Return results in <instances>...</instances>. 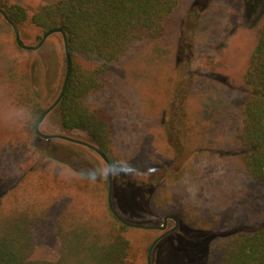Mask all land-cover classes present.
I'll list each match as a JSON object with an SVG mask.
<instances>
[{
    "label": "rangeland",
    "instance_id": "obj_1",
    "mask_svg": "<svg viewBox=\"0 0 264 264\" xmlns=\"http://www.w3.org/2000/svg\"><path fill=\"white\" fill-rule=\"evenodd\" d=\"M51 1L0 0L6 4L20 3L30 12ZM189 11L192 14L187 17ZM263 22L264 4L249 18L245 0H182L168 21L165 35L136 43L119 63L113 82L89 95V100L108 108L114 150L129 166L130 174H121L116 169L118 175L113 177L112 202L116 211L129 222L147 225H162L167 215L178 220L176 230L160 238L152 248V264H172L175 254H181L177 250V236H186L189 223L226 228L264 217L260 186L248 175L236 139L237 129L242 125L244 73ZM183 24L185 32L180 39ZM18 27L29 45H36L45 34L38 38L32 24ZM21 68L23 71L30 68V81L36 93L43 91L39 79L43 77V89L50 98L45 102L46 108L50 106L58 97L65 77L63 37L54 33L39 49H23L12 26L0 14V175L4 174L1 165L4 172L11 171L6 178L0 176V189L11 186L21 170L29 169V177L39 161L23 130L13 133L19 128L18 121L7 119L8 113L15 110L10 105L12 86L26 83ZM13 71L16 81L11 77ZM55 109L41 123L42 132L63 133L91 143L80 130L65 132ZM35 136L31 138L34 143ZM49 140L47 144L65 161L60 164L65 177L72 174L71 166L77 156L72 149L83 151L85 158L99 167L107 166L99 154L84 145L85 150L75 148L67 140ZM11 152L16 162L13 165L9 160ZM137 166L143 170H135ZM85 168L90 171L93 166L89 163ZM56 171L53 167L46 168L39 175L42 181L48 178L53 182ZM25 182L18 184V188ZM40 182L39 176L34 177L37 191ZM103 182L109 208L108 178ZM161 184L166 190L164 209L153 201V192ZM93 195L91 191L85 198L94 200ZM35 201L34 195L27 203ZM175 225L173 218L168 219L164 230L127 225L134 264H148L153 243ZM34 228L37 236L34 256L59 262L64 248L56 219L51 217Z\"/></svg>",
    "mask_w": 264,
    "mask_h": 264
},
{
    "label": "trees",
    "instance_id": "obj_2",
    "mask_svg": "<svg viewBox=\"0 0 264 264\" xmlns=\"http://www.w3.org/2000/svg\"><path fill=\"white\" fill-rule=\"evenodd\" d=\"M181 2L53 0L33 12L20 3L0 2L19 26H35L38 38L54 28L65 30L70 46L71 73L65 94L55 109L61 127L65 132H84L86 139L99 147L111 162L119 164L117 170L121 174H130V171L126 160L114 150L112 116L106 106L89 100V95L113 82L119 63L136 43L165 35L168 21ZM261 4L264 0H245L247 16L251 18ZM191 14L189 11L187 17ZM184 32L183 24L180 39ZM21 74L25 75L26 83L12 86L10 105L15 110L25 109L31 119L27 123L18 121L19 128L13 133L23 130L36 149L39 161L36 168L32 167L34 173L29 177V169L21 170L20 177H15L11 186L0 189V264H134L133 245L126 235L128 227L110 212L103 178L95 182L80 178L88 172L87 164L93 169L100 167L87 160L83 151L72 149L77 155L71 166L72 174L67 177L61 174L60 164L65 161L47 144L50 140L35 136L36 123L50 99L43 89V77H39L43 91L36 93L30 81V68L25 71L21 68ZM11 77L15 80L14 71ZM244 81L242 125L237 129L236 139L246 171L259 184L260 198L264 202V22L258 30ZM24 143L26 147L27 141ZM71 144L86 149L81 144ZM9 160L12 165L16 163L13 152ZM1 166L4 174L0 176H10L11 171L4 172ZM51 167L57 170L54 181L48 178L42 181L39 174ZM136 168L133 167L143 170L139 166ZM37 176L42 187L39 185L38 191L35 187L38 183H34ZM24 181V186L18 188ZM91 191L95 198L87 201L85 196ZM165 194L164 184L153 192L154 204L162 209ZM34 195V204L27 203ZM13 200L14 203H10ZM51 217L56 219L57 232L63 242V256L59 262L39 260L34 256L37 241L34 227ZM186 231V236H177V250L181 254H175L172 264L174 261L179 264H264V217L244 225L233 223L226 228L194 222V225H187Z\"/></svg>",
    "mask_w": 264,
    "mask_h": 264
},
{
    "label": "water",
    "instance_id": "obj_3",
    "mask_svg": "<svg viewBox=\"0 0 264 264\" xmlns=\"http://www.w3.org/2000/svg\"><path fill=\"white\" fill-rule=\"evenodd\" d=\"M0 14L12 26V28H13V30L15 32L16 41H17L18 45L20 47H22L23 49H27V50H37V49H39L44 44V42L46 41V39L50 35H52L54 33H60L62 35V37H63L64 48H65V56H66V71H65L64 82H63V85H62V88H61V91H60L58 97L54 100V102L50 106H48L44 110V112L42 113V115L39 118L38 122L36 123L35 132H36L37 136L40 137V138L46 139V140H49V139H52V138H58V139H63V140H67V141H70V142H73V143H77V144L84 145V146H86V147L94 150L97 154H99V156L105 161V163L107 165L109 163H111V161L109 160V158L106 156V154L101 149H99L97 146H95V145H93V144H91V143H89L87 141H84L82 139H78V138H75V137H72V136L63 134V133H52V134L44 133L40 129V125L44 121L45 117L52 110H54L58 106V104L60 103L61 99L63 98V96L65 94V91H66V88H67V85H68V82H69L70 73H71V55H70V46H69L68 36H67V33L65 32V30L62 29V28H54V29H51V30L47 31L43 35L42 39L36 45H29V44H26L24 42V40L22 39L21 33H20V29H19L17 23L9 16V14L6 12V10L3 9L1 6H0ZM108 181H109V192H108V204H109V208L112 211V213L117 217V219L120 220L122 223H124V224H126L128 226H131V227H138V228H145V229H159V230H164L166 228V226H167V222H168V219L169 218H173L176 221L175 227H173L169 231H166L164 234H162L153 243V245L151 246L150 251H149V255H148V264H152V261H151V251H152V248L154 247V245L156 244V242L160 238H163L165 236V234H167L171 230H174V229L177 228V226H178V220H177V218L174 217V216H171V215H167V216L164 217V222H163L162 225H160V224L147 225V224H143V223L129 222V221L123 219L119 215V213L116 211V209L114 208L113 202H112V186H113L112 184H113V177H109L108 178Z\"/></svg>",
    "mask_w": 264,
    "mask_h": 264
},
{
    "label": "clouds",
    "instance_id": "obj_4",
    "mask_svg": "<svg viewBox=\"0 0 264 264\" xmlns=\"http://www.w3.org/2000/svg\"><path fill=\"white\" fill-rule=\"evenodd\" d=\"M13 115L15 118H12ZM7 119H11L14 123L20 121L22 123H27L31 119V115H26L25 109H16L8 113ZM119 167L117 162H111L106 167L94 168L87 173L81 174L80 178L95 182L98 179H107L109 177H115L118 175L116 169Z\"/></svg>",
    "mask_w": 264,
    "mask_h": 264
},
{
    "label": "flooded vegetation",
    "instance_id": "obj_5",
    "mask_svg": "<svg viewBox=\"0 0 264 264\" xmlns=\"http://www.w3.org/2000/svg\"><path fill=\"white\" fill-rule=\"evenodd\" d=\"M172 229V228H171ZM176 229H174V230H171L170 232H168L167 234H165V236L166 235H170V233H172V232H174ZM169 231V230H168Z\"/></svg>",
    "mask_w": 264,
    "mask_h": 264
}]
</instances>
